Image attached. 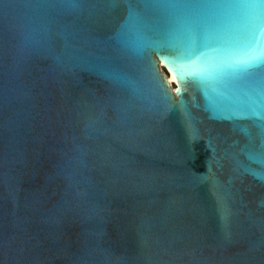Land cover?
I'll list each match as a JSON object with an SVG mask.
<instances>
[{
  "label": "water",
  "instance_id": "obj_1",
  "mask_svg": "<svg viewBox=\"0 0 264 264\" xmlns=\"http://www.w3.org/2000/svg\"><path fill=\"white\" fill-rule=\"evenodd\" d=\"M193 19L0 0V264H264V31Z\"/></svg>",
  "mask_w": 264,
  "mask_h": 264
},
{
  "label": "snow or ice",
  "instance_id": "obj_2",
  "mask_svg": "<svg viewBox=\"0 0 264 264\" xmlns=\"http://www.w3.org/2000/svg\"><path fill=\"white\" fill-rule=\"evenodd\" d=\"M67 2L69 7L79 8L82 0H67ZM148 2L161 13L171 17L200 18L199 21L191 20L186 27L190 47L189 59H195L200 54V50L208 46V27L216 10H243L246 16L253 18L249 28L250 45L256 44L259 32L264 31V0H148ZM138 21V14L130 5L122 30H126L129 25ZM197 32L200 35L199 44L196 43ZM261 68H264V56L244 49L240 54L230 56L229 63L221 70L227 75L235 77L237 74L248 75L252 69ZM177 92L181 97L183 96V90L179 87ZM262 136H264V126H262ZM260 162L264 163V160Z\"/></svg>",
  "mask_w": 264,
  "mask_h": 264
},
{
  "label": "bare ground",
  "instance_id": "obj_3",
  "mask_svg": "<svg viewBox=\"0 0 264 264\" xmlns=\"http://www.w3.org/2000/svg\"><path fill=\"white\" fill-rule=\"evenodd\" d=\"M164 72V71H163ZM167 78L169 79V83L172 85V83H173V78L172 77H169V76H167Z\"/></svg>",
  "mask_w": 264,
  "mask_h": 264
}]
</instances>
